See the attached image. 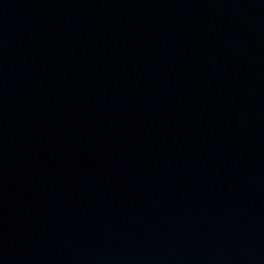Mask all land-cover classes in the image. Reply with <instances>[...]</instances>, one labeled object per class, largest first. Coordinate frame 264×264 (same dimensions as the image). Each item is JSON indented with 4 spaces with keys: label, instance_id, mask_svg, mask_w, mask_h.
<instances>
[{
    "label": "water",
    "instance_id": "obj_1",
    "mask_svg": "<svg viewBox=\"0 0 264 264\" xmlns=\"http://www.w3.org/2000/svg\"><path fill=\"white\" fill-rule=\"evenodd\" d=\"M0 264H264V0H0Z\"/></svg>",
    "mask_w": 264,
    "mask_h": 264
}]
</instances>
